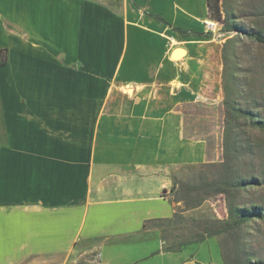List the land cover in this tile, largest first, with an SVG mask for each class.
Listing matches in <instances>:
<instances>
[{"label": "crops", "instance_id": "crops-1", "mask_svg": "<svg viewBox=\"0 0 264 264\" xmlns=\"http://www.w3.org/2000/svg\"><path fill=\"white\" fill-rule=\"evenodd\" d=\"M206 18L207 0H0V264L224 263L213 237L167 251L146 225L220 153Z\"/></svg>", "mask_w": 264, "mask_h": 264}, {"label": "trees", "instance_id": "trees-1", "mask_svg": "<svg viewBox=\"0 0 264 264\" xmlns=\"http://www.w3.org/2000/svg\"><path fill=\"white\" fill-rule=\"evenodd\" d=\"M225 2V0H207L210 17L208 19L212 22V26L217 25L216 22L222 23L224 30L231 33L222 49L225 93L223 160L219 164H200L201 167H217L220 170V176L216 179L205 180L202 186L193 188V191H202V194L191 208L201 206L209 197L223 194L228 199L227 217L195 220L194 224L197 226L191 229L193 236L168 235L171 232L168 227L175 221L177 211L172 218L147 221L146 225L149 223V226L160 229L165 241L164 250L167 251H177L186 244L232 233L256 217L264 218V203L237 202L244 189L253 185H261V176L256 175L254 169L245 174L243 165L249 163V160L253 162L258 158V152L255 150L249 131L264 132V82H261V86H257L256 79L252 76L253 61L251 59L241 60L240 51L246 42L244 39L264 47V33L260 30L246 29L237 23L233 12L227 8ZM156 18L163 19L160 16ZM5 62L6 56L3 50H0V65ZM126 90L128 91L127 87ZM189 167L191 165L185 166L184 169L174 174L173 185H175L178 174ZM221 248L224 264H261L258 254L251 253L247 244L239 243L235 246L234 260H229L226 256L223 245Z\"/></svg>", "mask_w": 264, "mask_h": 264}, {"label": "rangeland", "instance_id": "rangeland-1", "mask_svg": "<svg viewBox=\"0 0 264 264\" xmlns=\"http://www.w3.org/2000/svg\"><path fill=\"white\" fill-rule=\"evenodd\" d=\"M225 4L229 10L233 12L235 21L246 29L260 30L264 33V0H225ZM208 19V18H206ZM215 26H207L204 23V34L212 39L221 43L220 49L222 53L224 42L231 36L230 32L224 30L222 23L216 22ZM242 45L240 54L241 60L251 59L253 63V78L256 79L257 86H261L264 82V47L252 41H248ZM171 44L178 43L177 40L170 39ZM222 66L223 58H222ZM223 67H222V92L223 100L222 115L219 113L217 116V126H221V143L219 145L220 153L217 155V161H210L204 163L219 164L223 160V132H224V107L223 101L225 98L223 88ZM192 113L213 115V111L208 108L193 109ZM222 117H221V116ZM194 121H192L193 123ZM207 126V124H206ZM220 130V127H217ZM249 135L252 136L254 141L255 150L258 152V158L253 162L243 165L245 174L255 170V174L261 176V185H253L244 189L237 202L245 201L251 204L264 203V132L250 130ZM201 163L190 164L191 167L178 174L176 177L175 185L171 187L169 196L170 199L176 204L177 215L175 221L168 227L171 231L169 236L176 235H189L194 228H196L195 220L206 219H224L227 217L228 212V199L223 194L214 195L206 199L201 206L191 208L198 198H200L202 191H193L195 186H202L205 180L219 178L220 170L210 167H201ZM205 190V189H204ZM255 202V203H252ZM164 225V224H163ZM166 229V228H165ZM216 240L219 245L224 246L225 254L229 260L235 258V246L239 243L247 244V247L252 251L251 253L258 254V260L264 264V218L256 217L254 220L243 225L232 233L213 236L212 240ZM219 240V242H218ZM220 248V246H219ZM82 264H95L88 261H82ZM224 264V263H223Z\"/></svg>", "mask_w": 264, "mask_h": 264}, {"label": "water", "instance_id": "water-1", "mask_svg": "<svg viewBox=\"0 0 264 264\" xmlns=\"http://www.w3.org/2000/svg\"><path fill=\"white\" fill-rule=\"evenodd\" d=\"M182 52H184V50L182 48H177L176 50L173 51L172 58L173 59H179Z\"/></svg>", "mask_w": 264, "mask_h": 264}, {"label": "bare ground", "instance_id": "bare-ground-1", "mask_svg": "<svg viewBox=\"0 0 264 264\" xmlns=\"http://www.w3.org/2000/svg\"><path fill=\"white\" fill-rule=\"evenodd\" d=\"M204 22L206 23L207 26H212V25H213L212 22H211L209 19L204 20ZM132 91H133V90H132V88L130 87V92H132Z\"/></svg>", "mask_w": 264, "mask_h": 264}]
</instances>
